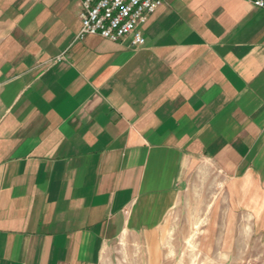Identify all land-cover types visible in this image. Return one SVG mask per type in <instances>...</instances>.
Here are the masks:
<instances>
[{
  "label": "crops",
  "instance_id": "obj_1",
  "mask_svg": "<svg viewBox=\"0 0 264 264\" xmlns=\"http://www.w3.org/2000/svg\"><path fill=\"white\" fill-rule=\"evenodd\" d=\"M80 11L0 0V264H101L208 174L215 228L241 211L233 264H264V9L164 0L137 48L77 39Z\"/></svg>",
  "mask_w": 264,
  "mask_h": 264
},
{
  "label": "rangeland",
  "instance_id": "obj_2",
  "mask_svg": "<svg viewBox=\"0 0 264 264\" xmlns=\"http://www.w3.org/2000/svg\"><path fill=\"white\" fill-rule=\"evenodd\" d=\"M213 180L214 174H208L201 185L192 188L189 197L170 212L153 236L130 233L114 242L101 264H233L232 257L248 256L230 252V247L237 246L238 227L244 223L238 220L239 209L226 207L222 222L215 228L218 190L213 187ZM258 239L254 237L259 246L262 242ZM249 258L239 260L240 264H263L258 250Z\"/></svg>",
  "mask_w": 264,
  "mask_h": 264
},
{
  "label": "built area",
  "instance_id": "obj_3",
  "mask_svg": "<svg viewBox=\"0 0 264 264\" xmlns=\"http://www.w3.org/2000/svg\"><path fill=\"white\" fill-rule=\"evenodd\" d=\"M82 27L77 39L87 35H99L112 42L131 36L134 48L145 44L140 30L151 14L156 12L164 0H79ZM264 9V0H244ZM63 56L57 60L63 59Z\"/></svg>",
  "mask_w": 264,
  "mask_h": 264
}]
</instances>
